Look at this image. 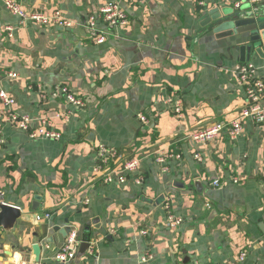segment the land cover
<instances>
[{
	"label": "crops",
	"instance_id": "1",
	"mask_svg": "<svg viewBox=\"0 0 264 264\" xmlns=\"http://www.w3.org/2000/svg\"><path fill=\"white\" fill-rule=\"evenodd\" d=\"M14 1L27 13L60 11L74 26H20L0 0V88L18 115L43 119L61 136L30 140L2 123L0 103V204L38 217L36 225L18 220L12 232L0 228V264H58L65 238L54 228L66 227L91 243L81 264H264V126L246 121L230 140L245 95L229 70L241 62L229 39L202 26L208 13L232 7L137 0L123 5L127 25L98 27L107 35L97 44L75 23L112 0ZM245 63L264 82V51ZM60 87L82 107L57 95ZM175 100L181 116L170 112ZM214 124L223 126L215 140L191 139ZM99 146L121 156L112 171L139 157L143 183H103L93 172ZM158 151L179 158L158 165ZM165 204L183 219L179 229L166 225ZM34 243L44 245L38 263Z\"/></svg>",
	"mask_w": 264,
	"mask_h": 264
},
{
	"label": "built area",
	"instance_id": "2",
	"mask_svg": "<svg viewBox=\"0 0 264 264\" xmlns=\"http://www.w3.org/2000/svg\"><path fill=\"white\" fill-rule=\"evenodd\" d=\"M4 7L13 16L18 18L20 26L27 24H34L38 27L55 26L59 28H71L74 23L66 19L60 11L54 12L52 15H46L39 12L27 13L23 10L20 4L14 0H1ZM137 0H112L101 6L95 13H91L85 20L75 23V26L89 31L94 35L95 43L102 44L105 41L107 32L98 30L100 25H106L109 28H117L125 26L129 23L126 11L123 5H129ZM222 3L231 6L233 9H238L242 3L249 6L256 7L261 4L262 0H221ZM9 36L13 28H7ZM229 72L233 75L237 86L241 88L245 95V105L240 109L235 120L229 124L228 136L230 140H237L243 134V124L246 121L253 122L257 125L264 126V82L257 75V70L250 63L235 64ZM10 78L14 74H8ZM56 94L64 98L65 101L73 108L82 107V102L75 97L66 87H60ZM0 103L3 106L4 117L2 123L7 124L14 129L27 133L30 140L50 139L58 140L60 133L54 129L49 128L47 122L43 119L34 120L28 115H18L15 111V99L7 94L6 91L0 88ZM170 112L174 115L181 116V102L175 100L170 107ZM57 117H65L64 114ZM139 120L143 124H147V119L143 115H139ZM36 123L37 125H34ZM221 124H214L201 132L194 134L191 139L197 143H208L216 139L218 134L222 131ZM94 166L93 172L100 173L103 183L123 185L129 178H133V182L137 185L143 183L141 173L139 172L140 160L138 158H130L120 162V170L118 172L110 169V162L121 158L117 150L99 146L94 150ZM176 158L171 154H165L163 151H158L155 161L158 165L164 163L167 158ZM196 160H199L198 154L194 155ZM237 183V180H233ZM214 186H219L218 181L213 182ZM167 212L166 225L171 229H179L183 223L181 217L175 216L168 207L164 205ZM144 233V232H142ZM80 244L76 234L71 232L65 238L61 249L55 254L53 260L58 264H70L74 261L76 250ZM91 245V244H90ZM89 247L88 252H92ZM245 254L239 256V261L244 260Z\"/></svg>",
	"mask_w": 264,
	"mask_h": 264
},
{
	"label": "water",
	"instance_id": "3",
	"mask_svg": "<svg viewBox=\"0 0 264 264\" xmlns=\"http://www.w3.org/2000/svg\"><path fill=\"white\" fill-rule=\"evenodd\" d=\"M202 26L206 31L215 34L217 39H229L230 47H233L230 49L238 52L241 63L248 62L252 54H261L264 51V4L222 11L216 9L203 18ZM37 205L33 204L32 209ZM213 215H216L215 211L211 213V217ZM18 220L36 225L38 217L35 214H25L18 207L0 204V228L4 232H12ZM262 225L264 227V224ZM54 231L66 238L73 228L66 227L63 230L54 228ZM90 244L88 240L80 242L72 264H81L82 259L88 254ZM62 245L61 243L58 248L61 249ZM42 246L44 245L34 243L30 247L34 263L40 261Z\"/></svg>",
	"mask_w": 264,
	"mask_h": 264
}]
</instances>
